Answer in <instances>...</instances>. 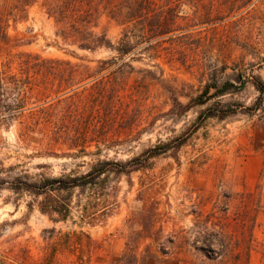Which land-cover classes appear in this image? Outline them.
Listing matches in <instances>:
<instances>
[{
  "label": "rangeland",
  "instance_id": "1",
  "mask_svg": "<svg viewBox=\"0 0 264 264\" xmlns=\"http://www.w3.org/2000/svg\"><path fill=\"white\" fill-rule=\"evenodd\" d=\"M88 1L128 54L0 0V178L115 170L62 192L69 210L1 190L0 264H264V0ZM57 60L103 70L62 113Z\"/></svg>",
  "mask_w": 264,
  "mask_h": 264
},
{
  "label": "trees",
  "instance_id": "2",
  "mask_svg": "<svg viewBox=\"0 0 264 264\" xmlns=\"http://www.w3.org/2000/svg\"><path fill=\"white\" fill-rule=\"evenodd\" d=\"M86 1L87 0H57L55 3H48L49 0H46L44 6L48 5L47 9L49 10L50 17H53L57 25L60 26V32L58 33V36L62 38L64 43L75 46L81 51L94 53L100 49H111L121 56L128 54L130 51L125 48L123 41L120 47H114L111 41L108 39L106 33L103 32L98 34L94 31L95 26H92V23L94 20L93 15L95 11L93 10L94 8L90 1ZM33 2L34 0H18V5L19 7H27ZM110 61L115 60L112 59ZM56 63L59 66L67 67V70H62L59 72V85L57 91L54 92L55 95H59V98L66 96L58 100L60 107L55 109L56 112L62 113L61 109L65 110L66 104L67 106L70 104L69 101L72 97L69 95V93L72 92V89L75 86L85 82L87 79H92L101 75L103 70L101 69V71H96L97 73L95 72L90 74L88 70L83 72L79 71L77 65H73L68 61L57 60ZM106 63L109 62H99L100 65ZM226 90L227 88H225L223 91H220L219 93H224ZM57 129L58 128L54 129L53 131ZM167 151V147H165L162 152L150 150L147 152V158H154L166 153ZM109 165V162H98L93 165L86 174H70L61 177L47 178L36 182H31L28 180V178H16L9 183L5 179L0 178V191L9 189L14 193H29L36 197L46 196L48 201L42 203L41 206V211L43 213H49V210H53L54 212L62 211L63 209L69 210L70 201L61 200V193L72 192L78 189L85 190L89 186L96 185L97 179L106 176L111 171L115 172V170L108 168ZM62 219L64 220L66 218L63 217Z\"/></svg>",
  "mask_w": 264,
  "mask_h": 264
}]
</instances>
